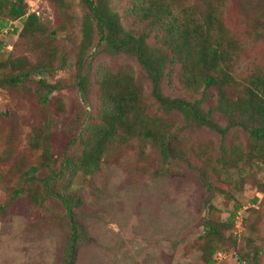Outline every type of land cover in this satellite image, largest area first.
Listing matches in <instances>:
<instances>
[{
    "label": "trees",
    "instance_id": "16d2710c",
    "mask_svg": "<svg viewBox=\"0 0 264 264\" xmlns=\"http://www.w3.org/2000/svg\"><path fill=\"white\" fill-rule=\"evenodd\" d=\"M55 4L63 22L52 28L37 14H28L24 0H0V34L10 22L21 20L16 49L25 50L0 60V89L27 94L39 105L41 116L26 135L30 156H20L8 169L0 170V189L5 194L0 214L23 197L54 218L60 210V222L67 226L61 264H75L90 239L80 213L84 201L79 193L70 192L74 180L79 174L93 176L108 153L128 142H144L143 156L148 149L158 153L162 164L154 172L156 177L185 167L197 174L209 193L219 192L217 180L225 172L235 169L243 179L240 166L264 163V56L253 71L239 74L245 47L239 33L226 25L225 0H127L124 17L113 0H79L80 16L72 13L71 0H55ZM251 7L253 31L264 40V0ZM76 20L78 43L65 41L71 49L63 52L59 39ZM68 56L74 59L72 87L84 108L92 111L76 116V134L56 154L55 113L64 114L65 105L53 96L65 91L66 85L49 83L48 78L65 69ZM100 56L124 57L140 73L131 64L94 71L93 63ZM174 77L181 95L164 91V83ZM148 82L150 97L145 95ZM91 83L96 86L93 103ZM200 130L219 136L217 155L214 141L204 137L183 144L189 132ZM12 132L0 158L3 164L13 158ZM232 219L205 223L200 236L205 264H215L216 251L226 243L238 251L241 263L259 258L261 250L241 252L237 238L225 236L233 227L228 225Z\"/></svg>",
    "mask_w": 264,
    "mask_h": 264
},
{
    "label": "rangeland",
    "instance_id": "374dc122",
    "mask_svg": "<svg viewBox=\"0 0 264 264\" xmlns=\"http://www.w3.org/2000/svg\"><path fill=\"white\" fill-rule=\"evenodd\" d=\"M24 1L28 14L35 13L49 21L52 28L62 24L63 16L56 9L55 0ZM113 1L114 8L124 17L127 0ZM71 2L74 4L72 13L80 16L79 0ZM259 2L262 0H225L226 25L239 33L245 47L238 71L242 76L263 61L264 40L253 31L251 7ZM78 24V20L69 23V29L60 37L63 52L71 49L65 41H74L77 45L80 36L74 32H78L75 28ZM22 26L21 20L10 22L5 27L8 29L0 34V60L10 54H25L24 49H16ZM32 62H37L36 58L32 57ZM73 64L74 59L68 56L65 69L57 70L48 78L49 83L61 81L66 85L65 91L53 96L65 105L64 114L55 113L53 147L56 154H60L76 134V116L82 118L85 110L92 111V108H84L81 96L72 87ZM119 64H131L140 73L139 68L124 57L100 56L93 63V70ZM89 91L90 103H93L94 83ZM164 91L171 96L182 94L176 77L164 83ZM145 95L150 97L149 82L145 85ZM40 118L39 105L27 94L0 89V158L9 146L7 139L13 130L16 139L10 147L13 158L7 164L0 161V170L8 169L18 157L29 155L28 128ZM15 121L18 125H14ZM201 137L214 141L217 155L221 140L208 130L189 132L183 144L195 143ZM245 141L242 135L240 142ZM143 143L136 140L120 146L114 153L107 154L93 176L79 174L74 180L70 192L79 193L84 201L80 213L90 238L75 264H205L200 240L205 223L208 220L226 223L234 213L233 225L228 223L233 227L225 236L237 238L241 252L249 248L261 250L259 258L250 264H264V163L240 166L239 171L244 170L243 179L237 177L235 169L225 172L221 180H217L219 192L209 193L197 174L185 167L156 177L154 172L162 163L154 149L142 155ZM179 147H183L182 143ZM198 165L201 166V162ZM4 203L5 194L0 189V205ZM58 216L54 218L40 212L25 197L7 207L0 214V264H61L67 226L60 222V210ZM229 245L226 243L221 251H216L215 264H244L239 261L238 251Z\"/></svg>",
    "mask_w": 264,
    "mask_h": 264
}]
</instances>
